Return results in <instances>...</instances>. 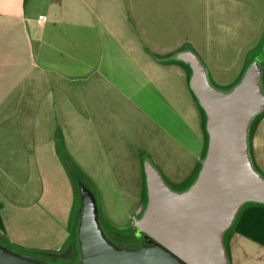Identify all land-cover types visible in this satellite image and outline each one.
Wrapping results in <instances>:
<instances>
[{
  "label": "crops",
  "instance_id": "0c3cea01",
  "mask_svg": "<svg viewBox=\"0 0 264 264\" xmlns=\"http://www.w3.org/2000/svg\"><path fill=\"white\" fill-rule=\"evenodd\" d=\"M185 49L219 88L263 54L264 90V0H0L2 240L52 253L66 247L76 190L61 152L90 176L101 162L110 169L116 137L145 156L141 165L168 151L166 137L184 143L176 106L189 69L174 55ZM190 144L183 147L198 165L201 147ZM249 146L264 176V111ZM224 246L230 264H264V204L240 208Z\"/></svg>",
  "mask_w": 264,
  "mask_h": 264
},
{
  "label": "water",
  "instance_id": "95a60500",
  "mask_svg": "<svg viewBox=\"0 0 264 264\" xmlns=\"http://www.w3.org/2000/svg\"><path fill=\"white\" fill-rule=\"evenodd\" d=\"M174 58L188 67V87L205 118L206 148L196 177L175 190L151 159L142 160L145 202L133 220L134 243L111 239L97 200L79 181L77 253L66 264H230L226 231L244 204H264V176L254 167L249 146L252 121L264 111L263 54L254 56L227 89L210 81L193 51L181 50ZM0 264L60 263L0 243Z\"/></svg>",
  "mask_w": 264,
  "mask_h": 264
},
{
  "label": "rangeland",
  "instance_id": "374dc122",
  "mask_svg": "<svg viewBox=\"0 0 264 264\" xmlns=\"http://www.w3.org/2000/svg\"><path fill=\"white\" fill-rule=\"evenodd\" d=\"M181 66L182 68L184 67L185 70L188 69L183 63H181ZM185 76H180V99L176 108L180 117L183 118L182 123L187 129V132L180 123H175L176 131L182 135L184 143H179L178 140H176V142H171L169 138L166 137L165 143L166 147H168V151H159L157 153L158 159L154 155L149 154L150 158H155L151 160L160 171L166 183L175 190H182L190 185L199 169L200 161H198V165H196L193 163L192 157L188 159V151L183 146H190L191 140H195L197 145L201 147L197 155L200 160L206 148L202 113L197 102L195 104L196 110L194 109L192 104L194 101L193 94L185 84ZM92 79L93 77H90L89 81ZM227 88L229 87L221 89ZM189 99L191 102H189ZM140 112L142 118L149 116L148 110L145 108L140 110ZM154 117L156 116L154 115ZM158 117L160 118V116ZM164 117L163 115V119L167 122V116ZM163 119L161 118L160 120ZM146 120L148 123V119ZM127 145L129 144L127 143ZM132 145H129L131 150ZM113 149L115 150V154L107 155V158L111 159V164L107 163L110 169L104 162H101L99 166L101 169L91 170L90 172L93 176H89L76 163L75 165L88 177V189L97 200L102 224H106L110 231L116 232L117 235L118 232L127 233L130 238L136 231L133 226V220L139 215L144 204V175L141 163L137 162V159L142 154L139 156H136V153H134L135 155H131L133 151L125 147V141L119 137L114 139V145L111 146V150ZM142 157L145 156L142 155ZM74 184L78 194V206L80 197L79 181L74 180ZM71 225L75 236L76 224H73V219ZM106 233L108 234L107 230ZM111 239L115 240L112 237Z\"/></svg>",
  "mask_w": 264,
  "mask_h": 264
},
{
  "label": "trees",
  "instance_id": "16d2710c",
  "mask_svg": "<svg viewBox=\"0 0 264 264\" xmlns=\"http://www.w3.org/2000/svg\"><path fill=\"white\" fill-rule=\"evenodd\" d=\"M201 110V109H200ZM201 113H202V117H203V129H204V114H203V111L201 110ZM204 133H205V130H204ZM205 144H206V134H205ZM205 153V151H204ZM204 155V154H203ZM61 158L66 166V169L74 183V180H77V181H81L83 183H85L87 186H88V177L86 174H84L80 169H78V167L75 165V163L72 161V159L70 157H68L64 152H61ZM75 186V184H74ZM144 186V184H143ZM76 190V188H75ZM77 200H78V194H77V191H76V203H75V208H74V214H73V224L75 223L76 224V213H77ZM145 202V187H144V201ZM104 227L106 228L108 234L114 238L115 240L119 241L118 238H120V242H123V243H134L137 241V235H132L130 238L128 237L127 233H119L118 232V235L116 232H113V231H110V229L108 228V226H106V224H103ZM121 236H120V235ZM117 238V239H116ZM0 243L3 244V245H6L8 246L9 248L13 249V250H16V251H19V252H23V253H30V254H34V255H37V256H41V257H44L46 259H49L53 262H56V263H60V264H66L68 262H70L71 260H73L75 257H76V247H75V241H74V233H73V230L71 231V234H70V237L68 239V243L66 245V247L62 250H60L59 252H45V251H35V250H28V249H23V248H20V247H17L11 243H9L7 240H2L0 238ZM70 245V250L68 251V247Z\"/></svg>",
  "mask_w": 264,
  "mask_h": 264
},
{
  "label": "built area",
  "instance_id": "2783aa9c",
  "mask_svg": "<svg viewBox=\"0 0 264 264\" xmlns=\"http://www.w3.org/2000/svg\"><path fill=\"white\" fill-rule=\"evenodd\" d=\"M37 19H38V21H45L46 20V16L43 15V14H40V15L37 16Z\"/></svg>",
  "mask_w": 264,
  "mask_h": 264
},
{
  "label": "flooded vegetation",
  "instance_id": "af4514ba",
  "mask_svg": "<svg viewBox=\"0 0 264 264\" xmlns=\"http://www.w3.org/2000/svg\"><path fill=\"white\" fill-rule=\"evenodd\" d=\"M134 235L136 236L137 235V230L134 232ZM117 239V238H116ZM119 241L121 240L120 238H118Z\"/></svg>",
  "mask_w": 264,
  "mask_h": 264
}]
</instances>
